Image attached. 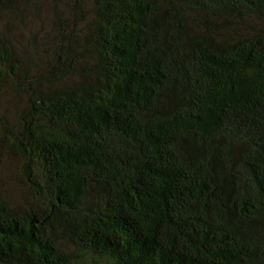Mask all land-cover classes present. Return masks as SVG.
<instances>
[{
	"label": "trees",
	"instance_id": "16d2710c",
	"mask_svg": "<svg viewBox=\"0 0 264 264\" xmlns=\"http://www.w3.org/2000/svg\"><path fill=\"white\" fill-rule=\"evenodd\" d=\"M0 264H264V0H0Z\"/></svg>",
	"mask_w": 264,
	"mask_h": 264
}]
</instances>
